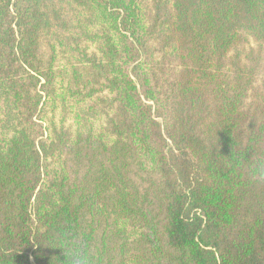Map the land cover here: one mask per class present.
I'll return each mask as SVG.
<instances>
[{"label":"trees","instance_id":"obj_1","mask_svg":"<svg viewBox=\"0 0 264 264\" xmlns=\"http://www.w3.org/2000/svg\"><path fill=\"white\" fill-rule=\"evenodd\" d=\"M0 264H264V0H0Z\"/></svg>","mask_w":264,"mask_h":264}]
</instances>
